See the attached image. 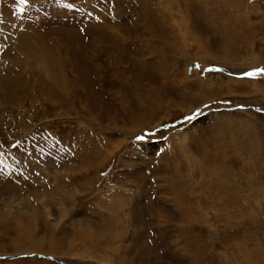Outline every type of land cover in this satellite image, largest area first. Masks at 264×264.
Listing matches in <instances>:
<instances>
[{
	"label": "rangeland",
	"instance_id": "374dc122",
	"mask_svg": "<svg viewBox=\"0 0 264 264\" xmlns=\"http://www.w3.org/2000/svg\"><path fill=\"white\" fill-rule=\"evenodd\" d=\"M261 68L264 0H0V264H264Z\"/></svg>",
	"mask_w": 264,
	"mask_h": 264
},
{
	"label": "bare ground",
	"instance_id": "6f19581e",
	"mask_svg": "<svg viewBox=\"0 0 264 264\" xmlns=\"http://www.w3.org/2000/svg\"><path fill=\"white\" fill-rule=\"evenodd\" d=\"M143 73V72H142ZM142 75V74H141ZM189 86V85H188ZM253 90H255V88H253ZM236 128V127H235ZM238 131H239V129H237ZM216 158V157H215ZM215 183V182H214ZM207 185V184H206ZM217 182L215 183V184H210V185H208V189H207V187H206V189L208 190V191H210V192H212L211 191V189L213 190V192H215V190H217ZM213 198V197H212ZM180 202V201H179ZM218 204L219 205H221V206H217L218 208H222V209H220V212L222 211V212H224V214H227L228 212H227V210L226 209H228L229 210V207H227V206H225V205H223L222 203H220V202H218ZM243 204V203H242ZM198 207V206H197ZM212 209V208H211ZM23 210V209H22ZM31 210V209H30ZM183 210V209H182ZM215 210H217V209H215ZM188 211V210H187ZM218 211V210H217ZM24 212V211H23ZM20 212H17V214H18V216H20V214H19ZM223 214V215H224ZM31 215V214H30ZM229 215H230V213L228 214V215H226L227 216V219H229ZM32 216V215H31ZM222 216V215H221ZM33 219V218H32ZM193 219V218H192ZM18 220V219H17ZM187 221V220H186ZM196 221V220H195ZM197 222V221H196ZM14 223H16L15 221H14ZM192 223H193V221H192ZM19 227V226H18ZM55 227V226H54ZM75 227V226H74ZM75 232H76V234H75V236H74V238H72L71 240H70V242H69V249H72L73 247H77L78 248V252L79 253H82L81 252V248L79 247V245L78 244H76L77 243V241L78 240H80V239H82L81 241H87L89 238H90V234H91V232H90V230L89 229H84V228H78V227H75V230H74ZM18 232H19V236H18V238H21L22 240H23V242H26V241H28L29 242V244H30V248L32 249V250H34L35 252H37V253H39V252H42L43 251V248H42V246H43V243H42V241H38V242H31V241H29L30 239H31V237H32V235H31V232L28 230V229H22V228H19V230H18ZM74 233V232H73ZM84 235V236H83ZM77 236V237H76ZM93 239V238H92ZM51 241H52V243H56L57 244V246H58V244H59V241L58 240H56V239H54V237L53 238H51ZM30 248H28V250H31ZM49 250V249H48ZM83 253H87V252H83ZM61 255H64V253H62L61 252Z\"/></svg>",
	"mask_w": 264,
	"mask_h": 264
},
{
	"label": "snow or ice",
	"instance_id": "6c2138e0",
	"mask_svg": "<svg viewBox=\"0 0 264 264\" xmlns=\"http://www.w3.org/2000/svg\"><path fill=\"white\" fill-rule=\"evenodd\" d=\"M29 2V0H19V3L20 4H27ZM18 11L20 12H23L24 9L23 8H20L18 9ZM81 31H83V29H81ZM197 68H199V65H197ZM209 71H213L214 69H208ZM217 71H222L220 69H215ZM244 77H255V76H259V75H264V68H261V69H256L254 71H250V72H246L243 74ZM187 120H192L193 117L190 116V117H187L186 118ZM139 139H143V137H139Z\"/></svg>",
	"mask_w": 264,
	"mask_h": 264
},
{
	"label": "water",
	"instance_id": "95a60500",
	"mask_svg": "<svg viewBox=\"0 0 264 264\" xmlns=\"http://www.w3.org/2000/svg\"><path fill=\"white\" fill-rule=\"evenodd\" d=\"M2 259V258H1Z\"/></svg>",
	"mask_w": 264,
	"mask_h": 264
}]
</instances>
